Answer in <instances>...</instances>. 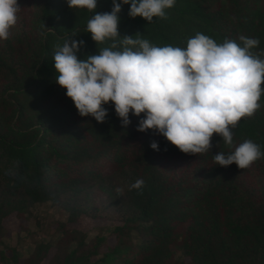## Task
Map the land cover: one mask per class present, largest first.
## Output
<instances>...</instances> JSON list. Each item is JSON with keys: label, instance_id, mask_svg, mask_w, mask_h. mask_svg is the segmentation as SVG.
Segmentation results:
<instances>
[{"label": "trees", "instance_id": "1", "mask_svg": "<svg viewBox=\"0 0 264 264\" xmlns=\"http://www.w3.org/2000/svg\"><path fill=\"white\" fill-rule=\"evenodd\" d=\"M18 2V22L0 39V263L264 264V157L244 169L214 161L248 139L264 153V94L255 114L231 129L232 146L214 134L202 154L182 152L153 129L138 131L144 113L130 112L125 128L112 102L104 122L81 116L56 82L53 55L72 33L85 41L80 59L110 46L92 39L87 22L110 12L113 0H97L93 11L67 0ZM129 9L122 4L118 14V40L186 48L199 32L243 46V35L259 39L251 51L264 59V0H175L167 18L151 22ZM137 179L142 190H130ZM42 203L60 206L66 219L23 256L7 242V220L15 213L19 230L29 231ZM82 216L100 220L98 231L79 228Z\"/></svg>", "mask_w": 264, "mask_h": 264}, {"label": "clouds", "instance_id": "2", "mask_svg": "<svg viewBox=\"0 0 264 264\" xmlns=\"http://www.w3.org/2000/svg\"><path fill=\"white\" fill-rule=\"evenodd\" d=\"M67 3L72 9L97 8V0ZM122 4H130L131 17L151 22L153 17L167 18L165 9L173 7L175 0H113L110 12H95L87 22V32L97 44L112 43L85 59L77 55L85 45V41L73 39L77 33L56 46V82L66 88L79 114L104 122L108 115L104 105L112 102L122 126L131 124L130 112L137 117L144 113L137 130L153 129L184 153H206L212 148L214 134L232 146L231 129L261 107L264 59L251 51L259 39L241 35V46L231 39L217 43L198 32L188 39L186 48L156 46L130 35L118 40ZM20 11L18 0H0V39L9 38ZM150 147L159 151L156 141ZM261 157L260 146L248 139L228 154L219 151L214 161L244 169ZM144 184L137 179L129 188L142 190Z\"/></svg>", "mask_w": 264, "mask_h": 264}, {"label": "rangeland", "instance_id": "3", "mask_svg": "<svg viewBox=\"0 0 264 264\" xmlns=\"http://www.w3.org/2000/svg\"><path fill=\"white\" fill-rule=\"evenodd\" d=\"M64 219H66V213L60 206H54L50 203L37 204L31 211L30 225L28 228L29 231H20L19 223L23 222V219L17 218L14 213L7 220L6 224V236L9 238L7 242L16 246L21 255H28L33 246V242L37 239L47 238L53 235L58 220ZM97 224H100V220H94L88 216H82L76 225L79 228L94 234L99 229L96 226ZM108 232L109 231H106L107 234H109ZM110 240H112V238H110Z\"/></svg>", "mask_w": 264, "mask_h": 264}]
</instances>
